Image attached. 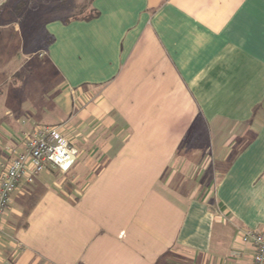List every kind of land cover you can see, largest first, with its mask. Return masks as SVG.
I'll return each instance as SVG.
<instances>
[{
    "label": "crops",
    "instance_id": "obj_1",
    "mask_svg": "<svg viewBox=\"0 0 264 264\" xmlns=\"http://www.w3.org/2000/svg\"><path fill=\"white\" fill-rule=\"evenodd\" d=\"M92 6L48 20L39 84L3 94L0 161L45 124L80 155L13 194L0 264H253L242 231H264V0Z\"/></svg>",
    "mask_w": 264,
    "mask_h": 264
},
{
    "label": "built area",
    "instance_id": "obj_2",
    "mask_svg": "<svg viewBox=\"0 0 264 264\" xmlns=\"http://www.w3.org/2000/svg\"><path fill=\"white\" fill-rule=\"evenodd\" d=\"M41 55H43L41 53ZM21 149L10 150L13 155L0 161V232L13 194L23 182L33 183L49 166L65 174L76 164L80 151L63 134L61 125H38L21 136ZM242 241L255 248L253 264H264V231L245 229Z\"/></svg>",
    "mask_w": 264,
    "mask_h": 264
},
{
    "label": "rangeland",
    "instance_id": "obj_3",
    "mask_svg": "<svg viewBox=\"0 0 264 264\" xmlns=\"http://www.w3.org/2000/svg\"><path fill=\"white\" fill-rule=\"evenodd\" d=\"M2 1L5 7L0 17V123L4 118L3 94L10 91L11 83L29 81L36 86L39 84L33 79V64L42 60L41 50L49 41L44 23L64 14L56 9L59 0H28V5L20 13L14 8L17 0ZM207 156L212 160L211 153Z\"/></svg>",
    "mask_w": 264,
    "mask_h": 264
},
{
    "label": "trees",
    "instance_id": "obj_4",
    "mask_svg": "<svg viewBox=\"0 0 264 264\" xmlns=\"http://www.w3.org/2000/svg\"><path fill=\"white\" fill-rule=\"evenodd\" d=\"M92 2L93 0H59V4L56 6V9H60L64 14L55 18H60L65 22L81 19L88 20L94 18L97 16L98 12L93 8ZM27 5L28 0H17L16 4L14 5L15 11L20 13ZM4 7V4L0 5V17L2 16Z\"/></svg>",
    "mask_w": 264,
    "mask_h": 264
}]
</instances>
